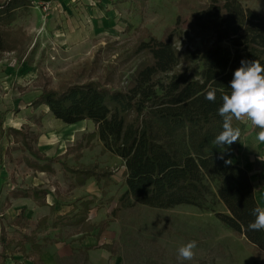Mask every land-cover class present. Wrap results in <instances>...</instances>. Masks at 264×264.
Masks as SVG:
<instances>
[{"label":"rangeland","instance_id":"1","mask_svg":"<svg viewBox=\"0 0 264 264\" xmlns=\"http://www.w3.org/2000/svg\"><path fill=\"white\" fill-rule=\"evenodd\" d=\"M207 1L38 0L37 6L17 11L9 27L17 47L0 53V113L5 130L2 138L5 137L3 142L10 161V183L18 186L19 194L42 190L30 186L31 176L36 175L30 170L34 156L23 145V139L32 151H38L40 145H49L47 152L52 155L49 158H54L52 162H59V158L66 161L70 154L69 166L63 164L70 169L105 170L117 176L119 164L114 157L104 150L99 153V141L83 137L94 129L90 122L70 128L78 127L82 131L73 137V150L59 155L58 148L65 140L63 133L71 130L63 131L64 125L53 117L48 107L34 106L33 100L43 88L58 89L64 83L87 80L102 83L109 80V87L126 89L143 59L141 54L134 53L140 40H146L149 35L167 39L173 30L170 41L179 51L209 41L207 35L191 31L188 21L191 12ZM239 1L264 14V0ZM178 16L181 20L176 25ZM9 127L22 132L14 133ZM83 142L86 165L77 163ZM68 172L63 184L58 174L46 183L64 201L73 198V176ZM102 185L103 180L97 183V188L87 189V192L98 193V189L103 192L92 207H98L92 216L95 222L98 218L108 219L99 240L94 237L97 229L84 232L87 222L52 224L39 229L36 223L20 219L18 227H10L8 231L6 256L15 259L13 264H259L257 249L215 217V212L226 209L212 195L208 196L207 210L192 205L159 208L136 203L111 219L110 212L106 213L111 200L104 199L107 191ZM13 192L9 191L11 197ZM104 200L107 205L99 206ZM27 236H33L42 250L48 252L47 261L36 263L35 253L26 256L31 252ZM190 240L198 242L194 260L178 261V247Z\"/></svg>","mask_w":264,"mask_h":264},{"label":"trees","instance_id":"2","mask_svg":"<svg viewBox=\"0 0 264 264\" xmlns=\"http://www.w3.org/2000/svg\"><path fill=\"white\" fill-rule=\"evenodd\" d=\"M29 6V0H0V53L16 49L9 27L17 11ZM180 20L178 16L176 25ZM188 21L191 31L207 35L209 41L179 51L170 41L173 30L167 39L149 35L140 40L134 53L143 59L126 89L109 87V80L64 83L58 89L43 88L32 105H46L53 117L65 124L90 120L96 130L88 138L97 137L107 151L122 159L126 188L117 197L111 219L136 203L159 208L192 205L207 210L212 195L226 209L215 212V217L252 244L259 264H264V231L247 229L254 220L252 210L259 206L249 174L230 160L228 146L225 151L212 143L222 131L217 111L221 94L230 93L228 87L240 61L257 59L264 65V14L239 0H208L191 12ZM209 86L217 89L215 102L205 99ZM2 117L0 113V138L5 131ZM23 145L37 159L54 160L32 151L25 139ZM33 167L50 169L46 165ZM64 168L76 175L77 183L93 177L107 186L110 180V172L105 170ZM83 203L87 206L89 202ZM107 225L108 219L96 226L88 224L85 231L97 227L99 238ZM27 242L31 252L26 256L35 253V262L40 263L41 244L33 236H27ZM0 256L6 257L4 253Z\"/></svg>","mask_w":264,"mask_h":264},{"label":"crops","instance_id":"3","mask_svg":"<svg viewBox=\"0 0 264 264\" xmlns=\"http://www.w3.org/2000/svg\"><path fill=\"white\" fill-rule=\"evenodd\" d=\"M58 120V119H57ZM60 121V120H59ZM61 122V121H60ZM83 122H90L94 129L90 132H88V135L90 133L95 132L96 128L93 122L90 120H81L73 124H65L61 122L64 125V130H71L68 133H63V138L65 140L62 141V145L58 148V154L63 155L66 153V151H71L73 148H71L74 143L72 142L73 137L79 136L80 132L82 131V128H78ZM70 125V126H68ZM74 125H78V127L74 129L67 128ZM233 126L239 127L241 129V137L240 140L233 143L229 147L228 156L230 160L235 163L236 165L244 168L251 179V182L253 184L254 189V195L255 198L259 204V206L264 207V144L260 143L256 140V134L260 131L259 128L253 127L250 121H236L233 120ZM74 130V133H73ZM61 134V133H59ZM62 135V134H61ZM83 135V134H82ZM60 137V136H59ZM86 140H97L100 142L99 144V153L101 151H105L107 155H111L114 157L116 162H118L119 166L117 168V176L116 174H110V180L107 186H105V190L107 191L106 195L104 194V199H110V205L108 206L106 213L111 212V210L115 207L117 202V197L125 190L126 186L124 183V177L123 173L125 170V166L123 164L122 159L107 151L103 143L97 138L94 137L93 139H89L87 134L84 135ZM5 137H3L0 141L1 146V155H0V251L1 254L4 253L6 256V251L8 247L4 248L5 245L9 246L8 240V231L10 227H18V223L16 220L17 216H22V221H30L33 223H36V227L39 229L44 228L45 226L49 228V225H55V226H63L67 223H75V224H84L85 222L93 225H97L99 222L103 221L101 218H98L97 222H95L92 219V216H95L96 213H93L94 210H97L96 208L92 209L93 205L95 204V201L98 199L97 196L102 197V193L98 189V193L95 191L93 192H87V189L89 187H96L97 188V182L93 177H89L84 179L82 183H77L76 175L71 173L70 175L73 176V189L71 190L73 192V198L72 200L64 201L62 200L63 197L59 196L58 193L54 191V187H51L49 185H46V183L49 181V178H53L55 174H58L61 176L62 181L60 182L63 184V179L65 177L66 171L63 164H67L69 166V157L70 154L67 156V160L59 158V162H52L48 160H41L37 158H33L31 160L30 170H33L36 175L31 176L30 179V186L41 188L42 190H30L28 193L30 194L28 197L23 196L22 194H19L17 191V187L15 184L10 183L11 181V175H10V161L7 158L6 153V147L3 142ZM78 145V144H76ZM85 143L83 142V147L80 149L81 156L78 157V162L82 165H86V148L84 147ZM69 147V148H68ZM47 149H49V145H40L38 147L39 153H43V155L47 157H52L51 154L47 152ZM58 156V155H57ZM74 162V159H73ZM76 163V164H77ZM33 164L37 165H46L50 167V169L46 170H39L33 167ZM78 166V165H77ZM83 171V170H80ZM114 173V172H113ZM119 175V177H118ZM76 178V180H75ZM65 180V179H64ZM91 189V188H90ZM15 191L13 192L14 197H11L9 194V191ZM102 191V190H101ZM12 193V192H11ZM89 193H93L92 195ZM105 193V192H104ZM83 202H89L87 206H84ZM104 203H101L99 206H106L107 201L104 200ZM52 208V209H51ZM102 207L101 209H103ZM110 214V213H109ZM110 216V215H109ZM88 224H86L87 226ZM97 229V227H94L91 231ZM86 230V229H85ZM84 230V232H86ZM105 230V229H104ZM97 233L94 234V237ZM102 234V233H101ZM100 234V236H101ZM100 236L98 240L100 239ZM96 238V237H95ZM62 248L58 249V253H61ZM4 251V252H3ZM29 253V252H28ZM47 253L42 250L41 247V254H40V262L46 260L47 261ZM31 257V256H29ZM12 259V260H11ZM13 261V262H12ZM15 259L8 258L7 256L5 258L1 257V264H13ZM46 264V263H45Z\"/></svg>","mask_w":264,"mask_h":264},{"label":"clouds","instance_id":"4","mask_svg":"<svg viewBox=\"0 0 264 264\" xmlns=\"http://www.w3.org/2000/svg\"><path fill=\"white\" fill-rule=\"evenodd\" d=\"M230 93L221 94L222 104L218 115L222 118V131L215 136L212 143L225 151L240 140L241 129L233 126V120L250 121L253 127L259 128L256 140L264 144V65L259 60L242 59L234 71L229 87ZM217 89L209 86L205 99L216 101ZM223 158V155L221 156ZM228 163V161H225ZM254 220L247 229L264 231V207L257 206L252 210ZM198 242L190 240L177 249L178 261H192L196 256Z\"/></svg>","mask_w":264,"mask_h":264},{"label":"built area","instance_id":"5","mask_svg":"<svg viewBox=\"0 0 264 264\" xmlns=\"http://www.w3.org/2000/svg\"><path fill=\"white\" fill-rule=\"evenodd\" d=\"M31 6H37L38 0H29Z\"/></svg>","mask_w":264,"mask_h":264},{"label":"bare ground","instance_id":"6","mask_svg":"<svg viewBox=\"0 0 264 264\" xmlns=\"http://www.w3.org/2000/svg\"><path fill=\"white\" fill-rule=\"evenodd\" d=\"M68 126H70V125H68ZM71 127H74V125H72ZM71 127H69V128H71Z\"/></svg>","mask_w":264,"mask_h":264}]
</instances>
